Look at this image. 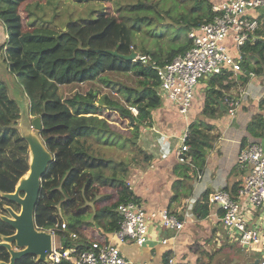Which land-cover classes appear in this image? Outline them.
I'll return each mask as SVG.
<instances>
[{"label": "trees", "instance_id": "obj_1", "mask_svg": "<svg viewBox=\"0 0 264 264\" xmlns=\"http://www.w3.org/2000/svg\"><path fill=\"white\" fill-rule=\"evenodd\" d=\"M76 1L97 4L107 0ZM183 1H176L177 6L183 9L178 15H171L167 8L159 5V0H135L125 5L132 10L150 7L156 15H163L170 27L174 25L175 29L185 28L187 31L211 21L216 14L212 9V0H194L188 8ZM21 4L28 9L27 0H0V23L6 36L0 43V58L6 62L7 70L18 80V87L28 99L27 105H24L25 112L21 113L20 103L9 95L6 81L0 77V242L2 237L14 233V228L2 219V215L8 212L6 206L18 205L3 194L13 192L19 179L29 169L28 142L22 134L25 126L19 128V121L22 122L25 116L31 123L33 117L39 116L41 128L37 133L52 159L41 177L34 213L35 225L40 229H49L60 228L61 223H65V229H57V234L67 240L66 247L76 244V249L81 251L92 241L101 239L102 232L109 233L118 228L121 217L116 210L118 203L136 199L125 179L129 164L104 156L100 150L97 151L95 143L99 146L110 140L116 141L110 139L111 136L124 143L126 139L130 140L146 161L147 154L138 139L141 141L142 126L151 124L153 111L163 104L156 70L149 63L128 61L106 50L123 54L134 50L149 54L156 64L163 65L185 51L190 41L189 38L181 41V37H172L170 40L178 41L176 47L170 48L165 44L166 48H163L157 38L164 36V32L157 30L154 13L137 14L138 21L143 23L144 33L150 38L146 41L143 36L141 40L144 41H135V32L117 15L102 10V7L92 9L90 15L83 19H67L63 26L57 28L32 10L28 14L33 15V19L24 21L19 9ZM258 21L257 39H247L240 46L242 58L238 76L225 72L206 77L201 110L205 116L216 117L226 113L230 88L246 85L251 76L264 75V11ZM107 72L132 76L131 85H121L125 92L131 94L127 106L110 89L116 82L105 75ZM95 80L106 89L90 87L67 96L59 92L63 86ZM130 106L136 109V114ZM112 112V115L127 117L134 128L133 136L126 138L111 126L108 119ZM260 125V114L253 115L247 126L249 133L259 136ZM188 127V149L183 154L188 161L177 160L173 167V172L179 176V171L183 170L184 177L187 169H203L206 152L217 135L212 132V125L200 119L192 121ZM138 161L134 159L133 164H138ZM109 165L112 168L118 166L123 173L116 176L114 172L110 177L104 175L103 170ZM107 181L116 187L117 197L95 207L100 199L96 197V191ZM240 181L233 183L232 195L236 194ZM176 182H182V179ZM207 196L208 191L205 190L194 202L191 214L196 218H204L209 212ZM217 207L223 214L222 208ZM69 232L76 233L75 241L68 237ZM194 249L200 255L207 252L196 246ZM9 258L8 250L0 244V262H9ZM14 264H47V261L28 254L16 259ZM55 264L72 263L61 260Z\"/></svg>", "mask_w": 264, "mask_h": 264}, {"label": "built area", "instance_id": "obj_2", "mask_svg": "<svg viewBox=\"0 0 264 264\" xmlns=\"http://www.w3.org/2000/svg\"><path fill=\"white\" fill-rule=\"evenodd\" d=\"M212 9L216 12L213 19L188 30L189 47L169 62L158 65L149 54L135 51V61L149 63L156 70L162 100L173 105L185 120L195 97V85L202 76L237 73L241 70L240 46L247 39H257L256 31L259 28L257 16L251 15L249 11L263 10L264 0H224L213 3ZM238 104V99H227L228 114L233 115ZM129 108L136 113L134 107ZM188 125L187 123L183 131L176 135L179 143L175 150L177 160H187L183 154L188 149ZM237 163L244 169V174L236 195L224 188L217 189L208 194L207 201L222 208L220 221L229 240L241 249L257 252L254 260L257 264H264V218L248 224L244 215V206L252 207L254 214L259 217V211L264 213L263 145L259 141L247 143L240 149ZM127 185H131L130 181ZM116 210L121 216L118 228L112 232L117 242L128 239L142 245L147 240V226L150 222L174 231H179L184 226V221L166 208L146 210L134 199L118 203ZM65 227V223H61L60 228H38L51 234V249L45 259L47 264H55L61 260L72 264H150L126 258L117 244L108 238L94 240L81 251L76 249V244L66 247L67 240L56 232ZM68 237L75 241L77 235L69 232ZM166 241V238L162 239V243ZM164 264L177 262L171 256Z\"/></svg>", "mask_w": 264, "mask_h": 264}, {"label": "crops", "instance_id": "obj_3", "mask_svg": "<svg viewBox=\"0 0 264 264\" xmlns=\"http://www.w3.org/2000/svg\"><path fill=\"white\" fill-rule=\"evenodd\" d=\"M222 1L224 0H216V2ZM260 11H249V13L258 18ZM238 73H236L237 76ZM204 79L201 80L198 88H195V97L186 120L179 115L173 105L164 100H162V106L153 111L151 124L144 127L148 130L147 133L152 136L148 144L149 147L147 150L144 149L147 160L138 161V164H134L128 173L129 176L130 173L132 176L131 185L128 187L133 191L136 197L135 201L146 210L163 207L175 213L179 219L184 221L183 228L174 231L150 222L147 226V240L142 245H137L131 240L117 242L112 236V232H102V238H108L115 242L123 255L132 261L164 264L167 258L172 256L177 264H198L200 259L194 249L195 246L207 251L204 244L209 240L218 246V249L228 243L235 244L229 240L221 226V212L215 204H209L206 199L209 212L201 219L193 216L191 209L205 190L210 194L217 189L224 188L231 193L230 190L234 188L233 183L241 180L244 174L237 163V156L243 146L249 142L259 141L264 147V102L262 101L264 75L251 76L246 85L236 87L238 90L236 95L231 94L234 89L231 87L228 91L229 99H238L239 104L233 115L228 114L227 111L216 117L205 116L201 113L205 96L204 88L207 83L206 77ZM66 87L72 88V92L90 88L86 82L70 84L62 88ZM19 90L21 91L20 88ZM17 94L24 105H27L28 99L23 91ZM255 114L261 116V125L258 127L261 129L259 136L251 135L247 127ZM198 119L212 125V132L217 134L216 138L212 147L206 152V163L203 169L198 170L196 167L187 169L185 177L183 176L184 171L180 170L179 176L173 172V167L177 163L175 150L179 146L176 135L183 131L187 123ZM169 122L173 128L169 127ZM177 179H182V182L177 183ZM163 238L167 239L166 243H162ZM254 254H251V258H249L250 263H253L257 252L254 251Z\"/></svg>", "mask_w": 264, "mask_h": 264}, {"label": "rangeland", "instance_id": "obj_4", "mask_svg": "<svg viewBox=\"0 0 264 264\" xmlns=\"http://www.w3.org/2000/svg\"><path fill=\"white\" fill-rule=\"evenodd\" d=\"M29 1V6L28 9L22 6L23 4L20 5V11L22 13V17L24 18L23 20L26 21L27 19H33V15L28 14L29 10H32L36 14H41L43 17H45V20H50V24L52 26H55L57 28H60L61 26L64 25L67 19H78L81 18L83 19L84 17H87L90 15L92 9H97L101 8L102 10H109V12H113L117 17L124 21L126 25L131 29V31H134V39L135 41H140L143 36L146 37V41L149 40L150 36L146 35L142 29L143 23H140L137 18V14H144V13H154L152 8H139L132 10L128 8L125 4L127 2L135 1V0H107L102 3L98 2L97 4H90L89 2H77L76 0H27ZM159 5L164 8H167L169 10V13L171 15H178L181 13L183 10L182 8L178 7L177 5V0H159ZM194 0H184V5L185 8H188V6L191 5V3ZM212 5L213 3H216V0H212ZM161 3V4H160ZM172 3V5H168ZM181 4H183L181 2ZM41 7H40V6ZM168 5V6H167ZM183 5V7H184ZM264 10H261L260 13H263ZM59 14L58 16H55L56 14ZM155 26H157V30L160 33L164 32V36L157 38V42L162 43L163 48H166V45L168 47H176L178 41H172V37H181V41L186 40L188 38L187 34L188 31L185 28H179L175 29L176 27L174 25H169L166 24V19L164 18L163 15L161 14H155ZM164 22V23H163ZM153 26V25H152ZM6 38L5 36V29L3 25L0 23V43L4 41ZM168 40V42H166ZM141 41H144L141 40ZM233 73V72H230ZM234 73L233 75H235ZM105 75L112 79L115 83H113L112 88H110L114 94L117 95L118 99L122 104L127 106L129 103L128 101L131 100V94L125 92L124 89L121 88L122 84H127L131 85L132 84V76L130 74H123L119 72H112V73H105ZM0 77L5 79L8 87V93L14 98H17L18 102L20 103L21 106V113H24V103L19 99V96L17 93H21V91L18 88V80L15 78L14 75H12L8 70L6 66V62L0 58ZM232 77V76H231ZM205 77L202 76L199 79V82L196 83L195 88L197 89L199 86V83L201 80H205ZM255 79V78H252ZM228 80V77H227ZM223 81L225 79L223 78ZM264 82V79H262V83ZM118 83V84H117ZM87 86H90L91 88L94 89H99V90H105L106 87L103 86L98 80H95L93 82L86 83ZM72 88H59V92L67 96L71 93ZM108 89V88H107ZM73 90V89H72ZM238 90L236 88L233 89V92H231L232 95H236ZM114 112L111 113L110 118L108 121L110 122L111 126L117 130L119 133L124 135L126 138L133 136L134 128L131 126V124L128 122L127 117H122V116H117V115H112ZM134 113V112H133ZM136 114V113H135ZM25 120V122H24ZM24 120L21 122L19 121V128L21 126H25L24 131L27 134L34 133L35 131L33 130V127H31L30 121L27 120L24 116ZM169 127H172L171 122H169ZM145 127V126H144ZM142 126L141 134H140V139H138L139 144L142 145L143 149L147 150L149 147V142H150V136L146 129H144ZM178 128V127H176ZM164 132V131H161ZM165 133V132H164ZM144 135V136H143ZM110 139H114L116 141H108L106 144H101L97 146L95 143V148L100 150L104 156L110 157L114 161H124V163L129 164L127 166V171L128 173L130 172L131 168L133 167V160L136 159L142 160V154L138 152V149L134 146L133 143H131L130 140H125L124 142H121L118 140L119 138L111 136L109 137ZM154 143V140L152 141ZM151 142V143H152ZM116 173V176L121 175L123 172L121 169L116 166L112 168V166H108L103 170V174L110 177L113 173ZM126 174V183L127 181L132 180V176L130 173ZM129 176V177H128ZM128 177V178H127ZM21 194V193H20ZM22 195V194H21ZM96 197H100V199L94 204L95 207H98L100 205H104L109 203L110 200H114L117 197V192H116V187L112 186L108 183V181L103 184L97 191H96ZM108 196V197H107ZM97 197V198H98ZM7 207V206H6ZM15 212H18L20 210V205H17V207H11ZM244 215L245 218L248 221V224H254L257 220L261 221L263 217L264 218V213L259 211V215L254 214V209L252 207L244 206ZM5 216H9V212L5 214ZM264 226V224H263ZM129 241L128 239L125 241ZM58 244V242H57ZM233 244V243H232ZM204 247L207 249L206 253H203L200 255L199 251L197 252L198 255H200V263L198 264H251L250 259L251 254H254V251L251 249L248 250H242L240 247H238L236 244H226L224 247L221 249H218L211 240L206 241L204 244ZM256 253V252H255ZM253 263L257 264V261L254 260Z\"/></svg>", "mask_w": 264, "mask_h": 264}, {"label": "water", "instance_id": "obj_5", "mask_svg": "<svg viewBox=\"0 0 264 264\" xmlns=\"http://www.w3.org/2000/svg\"><path fill=\"white\" fill-rule=\"evenodd\" d=\"M106 52L128 61L134 60L136 56L135 51L128 54L118 53L116 50H106ZM31 127L35 131L34 133L27 134L22 131L28 142L29 169L19 179L13 192L3 194L4 197L20 205V210L15 212L10 206H7L9 216L2 215V219L14 228V233L2 237L0 244L6 247L10 258L9 262H0V264H14L16 259L28 254L37 256L38 260L44 261L51 249V234L37 228L34 213L41 177L45 173L52 155L37 133V130L41 128L39 116L31 119ZM62 244H64L63 239Z\"/></svg>", "mask_w": 264, "mask_h": 264}]
</instances>
